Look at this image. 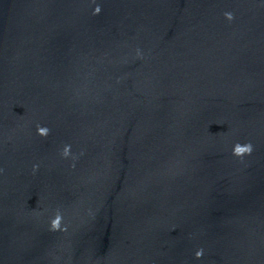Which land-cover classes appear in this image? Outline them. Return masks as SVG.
Segmentation results:
<instances>
[{
	"label": "water",
	"instance_id": "95a60500",
	"mask_svg": "<svg viewBox=\"0 0 264 264\" xmlns=\"http://www.w3.org/2000/svg\"><path fill=\"white\" fill-rule=\"evenodd\" d=\"M0 264H264V0H0Z\"/></svg>",
	"mask_w": 264,
	"mask_h": 264
},
{
	"label": "clouds",
	"instance_id": "9594fccd",
	"mask_svg": "<svg viewBox=\"0 0 264 264\" xmlns=\"http://www.w3.org/2000/svg\"><path fill=\"white\" fill-rule=\"evenodd\" d=\"M99 11H100V8H99V6H97L95 13H98ZM224 15L228 18V20L233 19V13H231V12H226V13H224ZM37 131H38V134H40L42 136H46L48 134L49 129L47 127L38 126ZM69 149H70V146L66 145L63 149L62 155L67 156L69 154ZM252 151H253V146L251 143H247V144H243V145H241L240 143H236L234 148H233V154L235 156H243L244 154H251ZM37 167H38V165H33V170L35 171ZM60 222H61V215L59 214V212H57V214L55 215V218L52 219V221H51V228L53 230L59 229ZM202 254H203V249H200L195 253V256L197 258H200L202 256Z\"/></svg>",
	"mask_w": 264,
	"mask_h": 264
}]
</instances>
